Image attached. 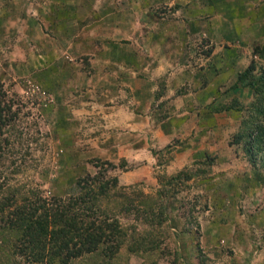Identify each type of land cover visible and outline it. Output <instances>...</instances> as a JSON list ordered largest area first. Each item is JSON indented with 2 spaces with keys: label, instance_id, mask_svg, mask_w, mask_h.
Returning <instances> with one entry per match:
<instances>
[{
  "label": "rangeland",
  "instance_id": "1",
  "mask_svg": "<svg viewBox=\"0 0 264 264\" xmlns=\"http://www.w3.org/2000/svg\"><path fill=\"white\" fill-rule=\"evenodd\" d=\"M256 44L264 0H0V84L22 98L0 180L45 199L99 170L130 186L99 206L123 228L109 264H264L263 151L225 149L237 120L216 113Z\"/></svg>",
  "mask_w": 264,
  "mask_h": 264
},
{
  "label": "trees",
  "instance_id": "2",
  "mask_svg": "<svg viewBox=\"0 0 264 264\" xmlns=\"http://www.w3.org/2000/svg\"><path fill=\"white\" fill-rule=\"evenodd\" d=\"M251 52L261 60L260 65L250 60L236 74L234 82L226 88L225 93L229 91L230 98L216 113L219 116L229 113L237 120L230 125L231 134L225 149L244 150L248 158L263 151L264 164V44H256ZM244 91L250 94L248 103L237 97ZM9 93L12 94L7 95L0 84V170L7 164L9 139H16L13 135L22 119L18 106L22 104V98L14 91ZM213 159L205 155L204 160L195 163L194 171L184 168L176 178L183 174H189L188 178L202 177L210 172ZM87 177L89 183L81 184L76 195L66 198L52 196L50 199L40 198L30 190L18 193L15 188L7 186V180H0V264H96L89 261L93 255L100 263H106L107 258L112 261L110 242L122 235L123 228H115L118 224L102 220L99 206L103 200L106 204L113 201L118 206L123 200L131 199V187L119 185L114 175L103 174L100 170ZM180 181L167 183L166 190L177 187ZM133 205L129 203V208ZM147 207L144 204L140 209L142 220L151 211ZM134 208L137 209L138 205ZM152 221L160 223L162 219L158 217ZM100 250L103 258L98 254Z\"/></svg>",
  "mask_w": 264,
  "mask_h": 264
},
{
  "label": "crops",
  "instance_id": "3",
  "mask_svg": "<svg viewBox=\"0 0 264 264\" xmlns=\"http://www.w3.org/2000/svg\"><path fill=\"white\" fill-rule=\"evenodd\" d=\"M250 36H252L253 34L252 33H249ZM224 38V37H223Z\"/></svg>",
  "mask_w": 264,
  "mask_h": 264
}]
</instances>
